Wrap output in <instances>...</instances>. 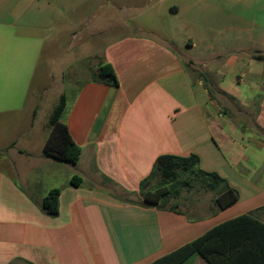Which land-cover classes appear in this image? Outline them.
Here are the masks:
<instances>
[{
	"label": "crops",
	"instance_id": "obj_1",
	"mask_svg": "<svg viewBox=\"0 0 264 264\" xmlns=\"http://www.w3.org/2000/svg\"><path fill=\"white\" fill-rule=\"evenodd\" d=\"M44 53L77 165L44 154L59 102L40 125ZM104 64L118 86L93 80ZM1 124L0 264H151L239 216L264 223V0H0ZM192 154L238 190L235 205L122 199L158 157ZM54 189L57 217L41 208Z\"/></svg>",
	"mask_w": 264,
	"mask_h": 264
},
{
	"label": "trees",
	"instance_id": "obj_2",
	"mask_svg": "<svg viewBox=\"0 0 264 264\" xmlns=\"http://www.w3.org/2000/svg\"><path fill=\"white\" fill-rule=\"evenodd\" d=\"M93 80L108 86L119 85L110 64L100 66L93 74ZM65 108L66 97L62 95L47 123L49 135L44 145V154L77 165L81 149L61 120ZM81 181L75 176L71 184L78 187ZM195 189L212 195L209 202L211 206L208 208L211 215L232 207L240 199L238 190L230 186L220 174L200 167V158L196 154L158 157L150 175L141 182L140 196L136 198L133 194H126L122 199L145 207L180 212L177 205L168 206L169 201L180 199L183 191L192 193ZM41 208L46 215L57 217L60 213V190H51L43 198ZM195 253L201 255L208 264H264V223L252 214L239 216L157 258L151 264H183Z\"/></svg>",
	"mask_w": 264,
	"mask_h": 264
},
{
	"label": "rangeland",
	"instance_id": "obj_3",
	"mask_svg": "<svg viewBox=\"0 0 264 264\" xmlns=\"http://www.w3.org/2000/svg\"><path fill=\"white\" fill-rule=\"evenodd\" d=\"M50 67L49 58L44 56L40 57V125L45 120L47 114L52 111L54 104L59 100V95L63 91L62 88H59L58 83H52V75H55L48 71ZM72 76V74H69ZM68 96H72L75 94L76 89H65L64 90ZM32 96H30V100ZM224 111L221 110L220 114H223ZM0 129H3V125H0ZM3 131V130H0ZM212 195L210 193H206L204 191L193 190L192 193H188L183 191L182 197L180 199H172L169 201L168 206L177 205V208L180 211H184L186 213L194 214L195 211L199 210L200 207H207L209 204ZM197 209L195 208L197 205H200ZM197 213V212H196Z\"/></svg>",
	"mask_w": 264,
	"mask_h": 264
}]
</instances>
